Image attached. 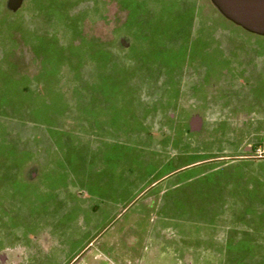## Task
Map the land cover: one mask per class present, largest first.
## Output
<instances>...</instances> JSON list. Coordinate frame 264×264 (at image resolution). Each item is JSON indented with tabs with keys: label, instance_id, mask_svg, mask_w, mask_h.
<instances>
[{
	"label": "crops",
	"instance_id": "crops-1",
	"mask_svg": "<svg viewBox=\"0 0 264 264\" xmlns=\"http://www.w3.org/2000/svg\"><path fill=\"white\" fill-rule=\"evenodd\" d=\"M66 1L58 0L62 5L57 7L70 9ZM93 1L98 10V0ZM163 1L169 0L155 6V15L161 23L167 17L172 22L169 27L158 25L156 44H150L152 39L137 41L146 51L135 60L128 57L135 46L128 53L116 51L132 68L127 76L123 73L120 87L91 91V105L81 109L60 107L53 115L59 123L55 127L47 122L46 110L38 116L41 120L32 117V110L21 116L11 112L10 118L16 120L0 118V245L7 224L2 221L4 209L43 207L62 210V215L36 221L27 212L28 230L36 222L49 223L54 225L48 229L50 236L78 239L68 260L59 264H72L86 255L90 264H172L174 252L163 248V240L179 246L177 254L188 261L202 255L185 236L174 234L172 224L185 220L195 207H207L192 198L201 190L235 213L222 218L230 223L229 235L216 240L220 251L215 255L264 256V216L244 215L243 209L256 205L233 197L247 180L244 176L253 172L246 171L248 166L264 161L248 160L251 143L264 137V36L241 21L264 17V0H250L253 4L222 0L225 10L210 0L214 22L199 21L195 39L190 34L193 10L180 14ZM27 2L3 0L2 10L14 14ZM115 12L107 10L104 16L111 18ZM106 24L103 32L110 31ZM252 24L264 25V19ZM102 42L116 54L113 41ZM191 42L190 66L168 71L164 53L187 49ZM152 50L155 63L162 65L160 73L146 70L150 61L145 55ZM185 100L198 117L182 120L175 115ZM209 176L214 179L192 190L188 187ZM226 193L233 199L222 200ZM8 238L26 241L31 257L34 243L27 233L11 232ZM153 241L159 249L149 254L144 246ZM20 256L13 243L0 247V264H20Z\"/></svg>",
	"mask_w": 264,
	"mask_h": 264
},
{
	"label": "rangeland",
	"instance_id": "rangeland-1",
	"mask_svg": "<svg viewBox=\"0 0 264 264\" xmlns=\"http://www.w3.org/2000/svg\"><path fill=\"white\" fill-rule=\"evenodd\" d=\"M57 1L28 0L18 12L9 14L2 10L4 4L3 0H0V11H2L0 13V118L3 122H8V119L16 120V117L10 118L11 112L21 116L25 110H32V117L41 120L37 118L46 110L45 113L50 114V117L46 118L49 125L58 126V120L53 115L60 107L77 106L81 109V106L91 105L92 97L89 95L91 91L120 87V82L124 81L123 73L127 76L132 68L126 64L128 58L119 52L128 53V50L135 46L136 50L128 53L129 59L135 60L141 57L146 49L138 45L137 41L152 39L150 44L154 45L158 25L169 27L172 22V18L167 17L162 19L161 23L159 16L155 15V6L160 8L162 0H113V3H111L112 0H98L99 11L91 5L92 0H67L66 7H71L68 10L65 8L60 10L57 5L62 4ZM163 2L167 3L168 8L177 9L180 14L193 10L196 14L194 24L192 23L190 27L193 39L199 34L198 29L201 27L200 24L198 25L199 21L214 22L215 8L210 0H194V3L192 0ZM124 7L125 11L121 12ZM115 9L120 12L116 13ZM107 10L108 12L114 10L115 16L111 18L108 15L104 16ZM107 22L109 25L106 28L110 31L103 32L107 31L104 28ZM183 30H187V27ZM103 40L113 41L115 52H119L113 53L106 42H102ZM193 51L192 42L187 49L175 51L174 54L167 50L164 53V59H166L164 67L171 71L177 67L190 66ZM154 54L152 50L150 54L147 52L145 55L150 61L145 65L150 74L160 73L163 69L161 64L155 63ZM157 61H160L159 58ZM30 72L35 74L34 78H31ZM185 102L178 107L175 115L182 120L198 117L195 115L198 111L193 114L188 110L187 102ZM10 120L9 123H11ZM262 139V142L251 143L253 148L246 144L249 149H252V152L248 153V160H264V137ZM250 169L253 171L252 174L244 176L247 180L243 179L241 190L236 192V195L233 194V197L237 196L238 200L256 205L253 208H245L246 211H252L248 212L249 215L264 216V161L249 165L246 171ZM213 179L212 176L205 180L199 177L198 180L188 184V187L192 190V187L195 189ZM192 196L195 204L205 202L207 207L204 209L195 207L189 217L185 220L179 219V223H173L172 227L176 229L174 233L176 236H185L189 245H193L196 253L202 256H191L188 261H183L181 255L177 254L180 250L179 246L163 240L161 242L163 248L173 250L174 253L171 254H174L177 263H180V260L182 264H197L195 260H199V264L238 263L240 256L215 255L220 251V245L216 240L229 235L230 223L222 218L235 215L234 209L219 207L216 202L208 198L209 194L201 190H196ZM233 197L231 193H226L221 199L228 201ZM49 211L48 208L43 207L4 209L2 221L7 224L3 225L1 235H4V239L0 247L10 248L13 243L16 251L21 255L20 264H28L26 241H14L9 238L6 241L5 239L11 232L24 231L34 243V246H31L34 250L29 254L31 256L29 258L33 260L30 264H59L68 260L70 248L78 241L75 236L61 241L49 235L48 229L54 226L53 224L41 225L36 222L31 224L29 230L25 224L27 212H31L30 215L36 221L43 220L46 216L53 218L62 215L60 214L62 210L51 209L50 213ZM153 242V245L144 246L147 247L149 254L158 252L157 242ZM139 247L143 249V245L139 244ZM88 256L79 261L77 258L72 264H90ZM258 259L264 260V257H258ZM176 262L173 261L172 264H177Z\"/></svg>",
	"mask_w": 264,
	"mask_h": 264
},
{
	"label": "water",
	"instance_id": "water-1",
	"mask_svg": "<svg viewBox=\"0 0 264 264\" xmlns=\"http://www.w3.org/2000/svg\"><path fill=\"white\" fill-rule=\"evenodd\" d=\"M215 3H216V5L217 6H221L222 7V4L224 3L222 0H213ZM239 1V0H238ZM243 1H248L249 3L251 2L252 3V1H250V0H243ZM256 1V0H255ZM255 1H253V2H255ZM258 1H260V0H258ZM253 4V3H252ZM223 8V7H222ZM224 9V8H223ZM225 10V9H224ZM264 19V17H246V18H241V21H247V23H248V25L250 26V28H253L254 29V31H253V33L254 34H257V35H262V36H264V25H261V24H257V25H251V21L253 20V22H255V21H258V20H260V19Z\"/></svg>",
	"mask_w": 264,
	"mask_h": 264
},
{
	"label": "trees",
	"instance_id": "trees-1",
	"mask_svg": "<svg viewBox=\"0 0 264 264\" xmlns=\"http://www.w3.org/2000/svg\"><path fill=\"white\" fill-rule=\"evenodd\" d=\"M123 9L125 11V7ZM244 211H245L243 213L244 215L251 216V215H249L248 212H252V211H246V209ZM255 257H257V258H255ZM258 257H264V256H262V255H259V256H240L239 262H241L242 264H264V260H259Z\"/></svg>",
	"mask_w": 264,
	"mask_h": 264
}]
</instances>
